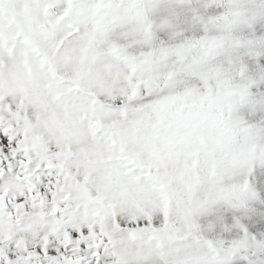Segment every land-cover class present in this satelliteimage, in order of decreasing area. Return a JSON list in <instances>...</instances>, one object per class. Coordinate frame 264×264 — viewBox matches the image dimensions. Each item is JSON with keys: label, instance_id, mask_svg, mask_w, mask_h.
<instances>
[{"label": "snow or ice", "instance_id": "obj_1", "mask_svg": "<svg viewBox=\"0 0 264 264\" xmlns=\"http://www.w3.org/2000/svg\"><path fill=\"white\" fill-rule=\"evenodd\" d=\"M0 264H264V0H0Z\"/></svg>", "mask_w": 264, "mask_h": 264}]
</instances>
